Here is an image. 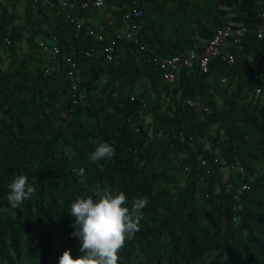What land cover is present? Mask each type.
Here are the masks:
<instances>
[{
    "label": "trees",
    "instance_id": "obj_1",
    "mask_svg": "<svg viewBox=\"0 0 264 264\" xmlns=\"http://www.w3.org/2000/svg\"><path fill=\"white\" fill-rule=\"evenodd\" d=\"M116 1L125 5L130 2ZM145 1L138 0L143 10L141 24L147 16ZM253 3L259 16L264 12V0ZM123 4L114 12L118 17L126 10ZM53 15L50 22L44 23L35 22L28 15L25 24L30 29L26 31L30 37L42 35L43 40L50 35L58 36L63 59L70 52L67 44L70 25L56 16L54 10ZM13 18L0 0V34L4 32L8 36L7 45L22 37V29L14 25ZM111 37L112 31L108 30L105 41L109 42ZM197 38L204 42L197 35L187 47L168 52H156L149 45L146 51H141L132 43L119 41L125 59L115 69L102 59L85 57L90 47H99L88 38L75 57L81 69L83 91L97 90V80L106 71L109 73L105 76L107 84H103L105 90L114 92L116 80L128 88L127 98L121 96L123 102L116 101V111L111 116L104 115L99 105L82 108L80 102L72 106L64 69L45 75L46 63L37 46L39 68L35 70L28 103L17 99L16 108L11 110L12 92L0 91V114L8 118H0V264H58L65 250H70L74 259L81 256L79 240L71 236L75 229L74 217L68 213L70 206L77 198L97 199L96 193L105 189L113 194L124 192L129 202L125 206L129 208L135 198L148 200L141 210L140 230L133 239L126 240L118 254V264H264V103L258 113L250 114L248 97L249 91L260 87L262 98L257 102L264 100V80L248 75L250 56L259 63L264 60V39L252 37L247 44H240L245 57L237 59L232 54L231 77L225 76L224 86L221 79L225 77L213 85L207 80L203 82L209 73L202 75L198 69L179 73L194 71L200 94L180 90L176 82L164 86L161 72L151 62L152 56L179 54L192 47ZM144 72L149 73L154 100L132 91ZM61 76L66 83L67 100L54 122L43 124L38 118L39 111L46 110L47 102L40 97L37 104L35 95L42 94L47 81L55 82ZM37 84L43 88L35 90ZM131 95H140L147 102L143 125L163 130L169 139L167 143L152 139L149 145L152 153L142 146L147 131L138 133L127 121L140 109L139 103L130 101ZM198 96L203 98L201 102L208 110L196 111L182 103L184 98L197 100ZM242 113L249 115L246 120ZM84 115L91 119L82 121ZM192 119L197 120L196 125ZM101 143L114 147V157L91 162L89 154ZM163 146L170 149L184 177L182 187L175 188L176 196L166 189L172 179L167 169L153 168ZM201 159L209 161L207 168L201 166ZM142 160H145L143 166ZM236 162L242 170L223 174L218 168L219 163L228 167ZM184 165L192 166L191 173L184 172ZM210 167L211 176L204 184L199 183L198 173ZM80 169H84L83 175L79 174ZM18 175L27 176L36 193L13 209L7 201L8 185ZM240 178L249 189L235 197ZM234 215L238 217L237 223L232 222Z\"/></svg>",
    "mask_w": 264,
    "mask_h": 264
},
{
    "label": "built area",
    "instance_id": "obj_2",
    "mask_svg": "<svg viewBox=\"0 0 264 264\" xmlns=\"http://www.w3.org/2000/svg\"><path fill=\"white\" fill-rule=\"evenodd\" d=\"M35 3L44 8L54 10L56 16L64 19L70 25L69 37L67 38L70 52L68 55L63 56V59L60 58L62 49L58 36L50 35L46 40H36V44L40 57L46 63L45 75L51 74L55 69H64L72 106L77 105L84 99V91L81 86V69L75 60L83 36L99 45V47L92 46L86 50L84 53L85 57L87 59H102L113 69L120 66L122 61L121 48L118 45L119 41L132 43L141 51L148 49L146 45L141 44L138 37L143 17V10L138 0H130L127 5L123 4L126 10L119 17L111 11L108 0H35ZM92 12H103L101 23L91 25L85 24L82 21V15ZM108 30L112 31V39L106 42ZM245 33V28H234L229 21L223 19L221 27L214 32L210 39L202 42L197 38L193 46L183 52L173 56L154 55L151 62L161 72L164 86L175 83L177 74L181 70L198 69L200 74L207 75L212 61L216 58H222L229 67H232L234 56L224 53L222 48L230 38H232L234 44L240 45ZM250 34L251 37H255L257 40L264 39V12L259 15L258 24ZM6 43H9L8 39H6ZM249 62L251 69L248 75L254 79L264 80V60L259 63L255 57L250 56ZM107 82V78L103 77L102 83L107 84ZM221 83L223 86L226 85L227 79H221ZM115 85L119 86L120 82L116 80ZM210 92L212 93L213 90H210ZM248 97L254 103L259 101L262 98V88L257 87L249 91ZM129 99L132 103L140 104V109L133 112L127 118V121L136 132L147 131L148 136L143 138L142 141L143 148L152 153L153 149L149 147L152 139H155L157 143L163 141L169 142L163 130H154L152 126L143 125L144 118H146L144 112L147 109L145 98L140 95H131ZM182 103L196 111L201 109L208 110L204 102L192 98H184L182 99ZM180 162L182 161L180 160ZM216 162L215 159L214 163L216 164ZM140 164L143 166L145 160H142ZM200 164L202 167L207 168L209 161L201 159ZM218 168L223 171V174L227 171L242 170V167L237 162L230 164L228 167H225L223 163H219ZM211 169L210 167L206 171L198 173L199 183L204 184L207 181L208 176L211 174ZM183 170L186 174H189L191 173L192 166L184 165ZM248 189L249 185L244 182L243 178H240L239 186L234 191L235 197H238ZM218 197L219 199L223 198L222 194H219ZM232 222H238L236 215L232 217Z\"/></svg>",
    "mask_w": 264,
    "mask_h": 264
},
{
    "label": "crops",
    "instance_id": "obj_3",
    "mask_svg": "<svg viewBox=\"0 0 264 264\" xmlns=\"http://www.w3.org/2000/svg\"><path fill=\"white\" fill-rule=\"evenodd\" d=\"M1 2L6 5L9 13L14 15L22 13L24 7L33 5V0H1ZM6 2L8 4H5ZM143 3L147 7V16L141 24L139 39L141 44L149 45L156 52L185 48L197 35L206 41L221 27L223 19L229 21L234 28L246 29L241 45L247 44L252 38L250 32L255 29L259 19L253 0H147ZM28 15L29 12L25 13L26 17ZM40 19L42 20L43 16ZM81 19L85 24L95 25L101 23L103 17L99 13L92 12L82 15ZM88 40L83 36L81 45ZM241 45L234 44L230 38L222 50L224 53L235 54L237 59H244L245 51ZM122 49L124 53V48L121 47V54ZM230 74L231 68L226 62L222 58H216L211 63L209 74L202 80L203 82L207 80L213 85L221 77H231ZM148 77L149 73L144 72L140 77L141 80L135 81L132 91L154 100V90ZM140 82L142 84L138 86ZM175 84L185 92L201 93L194 71L180 72ZM201 99H203L201 96L197 97L198 101Z\"/></svg>",
    "mask_w": 264,
    "mask_h": 264
},
{
    "label": "rangeland",
    "instance_id": "obj_4",
    "mask_svg": "<svg viewBox=\"0 0 264 264\" xmlns=\"http://www.w3.org/2000/svg\"><path fill=\"white\" fill-rule=\"evenodd\" d=\"M5 4H8L7 2ZM37 3H33L31 7H24L22 13L11 14L14 16L13 23L14 25H19L21 30L22 37L11 45H7L6 39L8 36L3 32L0 34V91H8L12 92L9 100L12 102L10 106L11 110L15 109L17 106V99H23L28 103V98L30 97L29 91L32 90V80L34 78L35 70L39 68V61L36 57L37 45L36 40L41 39L40 34H30L26 31L30 29L28 24V18L25 16V13L29 12V16L35 19V22L44 23L53 18V10L49 8H44L40 5H36ZM123 3L119 1L113 0L108 2V5L111 7V11L114 13L115 10L119 8ZM40 6V8H37ZM26 10V11H25ZM99 13L103 17V12ZM47 16L44 17V15ZM43 19L41 20L40 18ZM34 21L33 19H31ZM59 24V23H58ZM57 24V25H58ZM46 25V24H45ZM11 27L8 26V30L10 31ZM51 32V31H49ZM123 62L125 59V55L123 54ZM108 71L104 74L100 75V78L97 80L98 89L93 92H87L84 89V99L81 102L82 108L90 107L91 105H99L103 107V113L106 116H111L113 112L116 111V101L123 102L121 100V96L126 97V93L128 88L119 85L114 90V92L108 91L107 88L105 90V86H103L102 78L108 75ZM28 76V78H24V76ZM61 75V74H60ZM59 75V76H60ZM65 80L63 76L59 77L55 82L52 80L47 81L46 88H43V85L37 84V88L35 90L42 89V94H36L35 92V102L40 104L39 98L41 97V101L47 102L46 110L39 111V120L45 124L46 122H54V117L56 113L61 109L62 105L66 102L68 94L67 88L65 86ZM142 82L138 83V86H141ZM234 86H229V88H233ZM34 90V89H33ZM230 90V89H229ZM122 94V95H121ZM141 94V93H139ZM50 96V97H49ZM242 99L240 100V102ZM250 101V110L251 112L258 113V110H261V107L264 103V100L260 102H252ZM253 103V104H252ZM252 109V110H251ZM254 109V111H253ZM243 118L246 120L249 115L242 113ZM1 119L8 118L0 114ZM91 118L84 115L81 117L82 121H88ZM148 120L151 122V116L148 117ZM27 121H25V124ZM192 124L196 125L197 120L192 119ZM12 126V125H11ZM160 154L154 159L153 168L156 170L167 169V174L172 179L166 184L167 191L176 196L177 190L175 189L177 186L182 187L184 183V177L181 174V170L179 165L177 164L176 159L173 158L170 149L163 146L159 150Z\"/></svg>",
    "mask_w": 264,
    "mask_h": 264
},
{
    "label": "clouds",
    "instance_id": "obj_5",
    "mask_svg": "<svg viewBox=\"0 0 264 264\" xmlns=\"http://www.w3.org/2000/svg\"><path fill=\"white\" fill-rule=\"evenodd\" d=\"M115 149L109 143L99 144L89 154L91 162L112 159ZM84 174V169L79 170ZM7 201L11 208H18L24 201L36 193V188L28 183L25 175L16 176L8 185ZM92 197L77 198L68 212L74 217L72 237L79 240L81 256L72 258L70 250H65L58 259V264H118L119 253L125 246L126 240L134 238L139 229V223L148 200L135 198L128 204L124 192L113 194L108 189L96 193ZM247 235V233H245ZM226 259V258H225Z\"/></svg>",
    "mask_w": 264,
    "mask_h": 264
}]
</instances>
